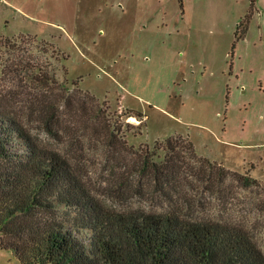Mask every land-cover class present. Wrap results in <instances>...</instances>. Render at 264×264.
<instances>
[{"label": "rangeland", "instance_id": "rangeland-1", "mask_svg": "<svg viewBox=\"0 0 264 264\" xmlns=\"http://www.w3.org/2000/svg\"><path fill=\"white\" fill-rule=\"evenodd\" d=\"M17 57L41 63L68 92L88 91L107 114L133 123L125 139L135 150L181 134L202 161L264 184V0H0L1 84L18 83L5 71ZM30 71L22 72L28 84ZM26 98L19 95L16 110L33 133L66 151L31 117ZM129 110L143 112V123ZM96 144L81 169L95 194L118 209L160 210L159 194L114 190ZM231 181L233 198L219 201L211 189L205 196L214 210L247 215L264 248L262 190ZM0 264L21 263L0 246Z\"/></svg>", "mask_w": 264, "mask_h": 264}, {"label": "trees", "instance_id": "trees-1", "mask_svg": "<svg viewBox=\"0 0 264 264\" xmlns=\"http://www.w3.org/2000/svg\"><path fill=\"white\" fill-rule=\"evenodd\" d=\"M8 70L18 83L0 82V246L21 264H264L248 216L214 210L205 196L211 189L219 201L233 198L226 185L233 178L240 187L262 190L256 205L264 214L258 178L202 161L181 134L161 147L135 150L125 139L134 124L107 114L88 91L68 92L41 63L17 57ZM24 70L32 72L30 84ZM21 93L31 117L66 151L33 133L16 110ZM127 115L141 124L146 117L134 110ZM96 143L114 190L159 194L160 210L118 209L95 194L81 169Z\"/></svg>", "mask_w": 264, "mask_h": 264}]
</instances>
